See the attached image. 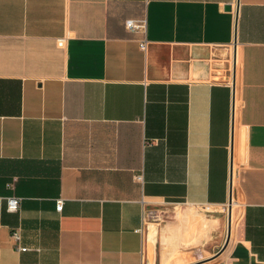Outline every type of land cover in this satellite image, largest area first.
Returning a JSON list of instances; mask_svg holds the SVG:
<instances>
[{
	"label": "crops",
	"instance_id": "0c3cea01",
	"mask_svg": "<svg viewBox=\"0 0 264 264\" xmlns=\"http://www.w3.org/2000/svg\"><path fill=\"white\" fill-rule=\"evenodd\" d=\"M231 172L200 264H264V0H0V264H158L148 211H215Z\"/></svg>",
	"mask_w": 264,
	"mask_h": 264
},
{
	"label": "rangeland",
	"instance_id": "374dc122",
	"mask_svg": "<svg viewBox=\"0 0 264 264\" xmlns=\"http://www.w3.org/2000/svg\"><path fill=\"white\" fill-rule=\"evenodd\" d=\"M239 95L240 80L238 66L235 83L236 110L239 107ZM83 135L84 133L78 132L79 138H82ZM233 200L234 204H232L230 213L232 235L224 250V254L233 243L235 230L238 228L241 220L242 200L238 195H234ZM147 223L151 225L152 232L155 231L156 227H159L163 234L162 252L158 264H200V262H206V259L212 257L222 247L226 239L228 204L215 211L207 209V206L167 205L157 211H148ZM214 230L217 232L215 249L211 251L203 250L205 239H208ZM197 247L200 248L199 251H197ZM223 255L217 260L221 259Z\"/></svg>",
	"mask_w": 264,
	"mask_h": 264
},
{
	"label": "built area",
	"instance_id": "2783aa9c",
	"mask_svg": "<svg viewBox=\"0 0 264 264\" xmlns=\"http://www.w3.org/2000/svg\"><path fill=\"white\" fill-rule=\"evenodd\" d=\"M124 24H125V27H127L128 29L133 30V31H135V30H141V29L143 28V23H142V22H140V21L136 22V21H134V20H132V19H126V20L124 21ZM140 47H141L143 50L146 48V39H145V38L141 40V42H140ZM134 177H135V180H137V181H141V179H142V175L139 174V173H138V174H135ZM18 202H19V201H18V198H17V197H9V198L7 199V209H8L9 211H15V210L18 208ZM61 207H62V201H61V199H58V200H57V203H56V209H57V210H60ZM12 237H13L16 241L19 240L20 235H19V232H18L17 229H15V230L12 232ZM18 249H19L20 251L28 250L27 247H18Z\"/></svg>",
	"mask_w": 264,
	"mask_h": 264
},
{
	"label": "water",
	"instance_id": "95a60500",
	"mask_svg": "<svg viewBox=\"0 0 264 264\" xmlns=\"http://www.w3.org/2000/svg\"><path fill=\"white\" fill-rule=\"evenodd\" d=\"M229 8H230V5H225V9H229ZM235 69H236V54L234 57V79H235ZM233 132H234V117L232 120V135H233ZM231 206H232V172H231L230 180H229L228 228H227L226 239L222 247L212 257L206 259L207 261L218 257L225 250V248L227 247L229 243L230 235H231V217H230Z\"/></svg>",
	"mask_w": 264,
	"mask_h": 264
}]
</instances>
